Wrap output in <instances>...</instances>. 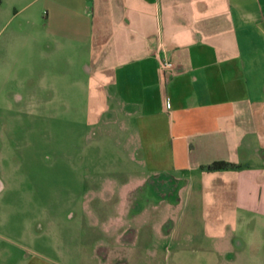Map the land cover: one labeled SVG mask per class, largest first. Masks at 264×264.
Listing matches in <instances>:
<instances>
[{"label": "rangeland", "instance_id": "1", "mask_svg": "<svg viewBox=\"0 0 264 264\" xmlns=\"http://www.w3.org/2000/svg\"><path fill=\"white\" fill-rule=\"evenodd\" d=\"M28 1L0 15V247L15 264H264V216L150 171L134 119L87 89L89 55L11 15Z\"/></svg>", "mask_w": 264, "mask_h": 264}, {"label": "crops", "instance_id": "2", "mask_svg": "<svg viewBox=\"0 0 264 264\" xmlns=\"http://www.w3.org/2000/svg\"><path fill=\"white\" fill-rule=\"evenodd\" d=\"M34 1L11 15L27 9L59 47L89 55L87 89L134 119L150 171L264 216V0H41L31 11ZM219 158L240 166L199 168Z\"/></svg>", "mask_w": 264, "mask_h": 264}, {"label": "trees", "instance_id": "3", "mask_svg": "<svg viewBox=\"0 0 264 264\" xmlns=\"http://www.w3.org/2000/svg\"><path fill=\"white\" fill-rule=\"evenodd\" d=\"M239 164L233 161L219 158L213 159L209 162L202 163L199 165V168L206 171H214V170H223V169H237L239 168Z\"/></svg>", "mask_w": 264, "mask_h": 264}, {"label": "built area", "instance_id": "4", "mask_svg": "<svg viewBox=\"0 0 264 264\" xmlns=\"http://www.w3.org/2000/svg\"><path fill=\"white\" fill-rule=\"evenodd\" d=\"M161 66L163 69H168L173 66V63L170 60L164 59L163 61H161Z\"/></svg>", "mask_w": 264, "mask_h": 264}]
</instances>
